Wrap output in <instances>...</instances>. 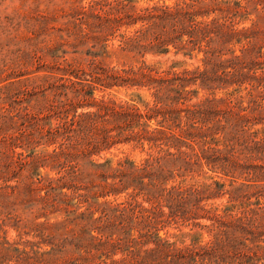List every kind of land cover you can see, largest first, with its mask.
<instances>
[{
    "label": "trees",
    "instance_id": "obj_1",
    "mask_svg": "<svg viewBox=\"0 0 264 264\" xmlns=\"http://www.w3.org/2000/svg\"><path fill=\"white\" fill-rule=\"evenodd\" d=\"M128 1L90 0L79 30L100 18L95 7H107L119 24H139L119 37L121 51L142 60L173 49L190 59L201 54L200 65L142 60L108 69L97 61L104 47L95 40L85 51L87 68L54 62L31 84L3 85L0 227L19 228L7 201L23 198L73 226L56 235L36 229L61 224L22 222L50 241L37 263L61 253L73 256L68 264H264V0H175L132 14ZM112 87L147 95L130 103L92 97ZM26 96L34 104L22 108ZM117 145L145 157L114 165L89 160ZM38 147L52 150L36 154ZM40 168L57 177L40 176ZM118 196L124 199H94ZM166 228L179 233L160 235ZM22 252L17 263L29 255Z\"/></svg>",
    "mask_w": 264,
    "mask_h": 264
},
{
    "label": "rangeland",
    "instance_id": "obj_2",
    "mask_svg": "<svg viewBox=\"0 0 264 264\" xmlns=\"http://www.w3.org/2000/svg\"><path fill=\"white\" fill-rule=\"evenodd\" d=\"M174 3L175 0H129L127 2V13L132 14L134 11L156 4L173 5ZM89 6L90 0H0V88L14 80L31 84L37 78L47 75V68H50L54 62L61 63L65 61L75 67L87 68L89 58L85 55V51L95 40L104 47V54L97 58V61L108 69H119L124 64L136 66L142 60L149 64H159L162 68H167L175 62L180 63L182 68L200 65L201 54L190 59L182 54L174 55L173 49H170L168 55L155 56L147 54L142 60L131 53L121 51L118 47L119 37L124 33L137 29L139 24H133L129 27L119 24L116 20L117 13L108 12L107 7H95L94 14L100 15V18L87 19V25H83L79 30L77 26V24L79 25L78 18L84 13L83 11L88 10ZM250 19H253V16ZM105 25L108 28L104 29L103 27L98 36L90 39L84 36L86 32H97L99 27ZM249 25L250 22H246L240 26ZM91 35L88 34V37ZM35 56L39 58V61L36 58L32 59ZM137 94L144 97L147 95V91H139L135 88L112 87L111 89H105L103 92L98 89L94 90L92 97L94 99H110L116 103H130L133 99L132 96ZM202 95L200 93L197 98H201ZM25 99L21 102L22 108L34 104V99L30 96H26ZM81 111L78 110V112ZM51 150V147H38L35 153L50 152ZM28 152L24 154L27 155ZM144 157V153L139 149H134L132 145H117L107 151L92 154L89 160L96 163L110 161L114 165L117 161L123 159L139 163ZM38 174L40 176L47 175L51 178L57 177L56 172L50 168H40ZM13 184L14 182H10V185ZM7 191L10 192V190ZM40 195H43V192ZM94 199L97 203L114 200L120 202L124 197H94ZM7 202L10 206H13L12 215L17 217L21 223L19 228L13 222L0 227V264H68L72 261L73 256H65L60 253L54 257L46 255L41 263L34 262L41 253L49 251L51 245L47 239L41 240L35 236L34 232H29V230H32L30 224H61L60 227L55 229L47 230L39 227L36 230L59 235L60 228L63 226L61 230L64 229L70 232L73 226L63 223L64 214L49 210L40 212L39 206L29 204L23 198L22 201L10 200ZM223 202V200L218 201L216 204ZM86 207V204H81L80 211ZM22 222L30 224L25 227ZM187 231L186 228H182V232ZM165 233L171 235L179 232L173 228H166L160 232V235L163 236ZM203 236L206 238L205 234ZM26 242L35 243L34 248L24 245ZM51 243L54 244V242ZM8 245H11L12 248L7 251L5 246ZM22 251L28 252L29 255L22 256L20 262L17 263V257L22 255ZM31 251L36 252L37 255ZM119 258H121L120 254L115 257V259ZM48 261L52 262L48 263Z\"/></svg>",
    "mask_w": 264,
    "mask_h": 264
}]
</instances>
